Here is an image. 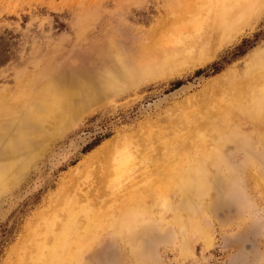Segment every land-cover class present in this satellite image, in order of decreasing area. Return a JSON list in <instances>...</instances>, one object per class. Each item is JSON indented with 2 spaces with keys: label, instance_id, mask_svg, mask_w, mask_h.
<instances>
[{
  "label": "rangeland",
  "instance_id": "1",
  "mask_svg": "<svg viewBox=\"0 0 264 264\" xmlns=\"http://www.w3.org/2000/svg\"><path fill=\"white\" fill-rule=\"evenodd\" d=\"M177 5L186 9L185 0H0V98L16 94L19 103L31 99L30 108L38 110L39 99L35 95L30 98L26 86L33 75L44 76L38 89L61 70H73L74 79L88 68L91 74L130 66L131 56L164 34L158 32L159 26L179 14ZM244 39L251 47L224 63L222 60L228 59ZM110 40L124 53V64L99 61V52L107 50ZM258 49H264V11L252 27L202 66L165 76L145 72L140 62L134 64V74L120 89L116 85L117 89L97 90L82 111L67 118L66 129H54L23 173L0 189V264L22 263L18 258L21 253L20 259L24 257L29 245L30 224L38 213H47L43 208L59 194L58 189L76 194L79 205L85 202L95 206L100 197L99 204L102 198V203L110 204V194L105 195L109 200L100 196L108 192L106 183L98 181L97 168L102 163H85L105 140L131 137L138 152L149 143L160 146L158 138L171 133L174 124L183 126L180 110L211 100L206 97L210 95L207 88L228 69L244 75L247 59ZM213 62L221 64L218 72L212 73L209 68L195 74ZM177 81L181 84L174 87ZM106 134L109 137L83 152ZM263 150L264 146L257 145L253 153ZM251 157L248 149L233 145L229 167L208 165V173L215 179L207 191L209 197L180 205L182 196L177 188L171 200L159 208L160 214L154 216L157 225L137 244L129 238L128 230L106 229L101 243L88 252L89 264H264V163L258 164L254 176ZM87 195L97 198L96 203L88 201ZM176 212L183 217V237L173 220ZM181 245H188V252L180 251Z\"/></svg>",
  "mask_w": 264,
  "mask_h": 264
},
{
  "label": "bare ground",
  "instance_id": "2",
  "mask_svg": "<svg viewBox=\"0 0 264 264\" xmlns=\"http://www.w3.org/2000/svg\"><path fill=\"white\" fill-rule=\"evenodd\" d=\"M185 3L186 9L177 5L175 10L179 14L159 26L158 32L164 34L158 40L130 57V66L91 74L88 68L74 79L73 70H61L38 89L36 86L44 76L33 75L26 80V86L30 98L38 97V110L30 108L31 99L19 103L16 94H8V99L1 96L0 189L23 173L27 162L37 156L54 129H66L67 118L82 111L86 100L96 95L97 90L117 89L116 85L120 89L124 80L134 74V64L141 62L145 72L165 76L202 66L252 27L264 11V0H185ZM112 41L107 50L99 52V61L124 64V53ZM247 60L244 75L228 69L210 82L207 88L210 95L206 97L211 100L180 110L183 126L174 124L171 133L158 138L160 146L149 143L138 152L134 151L131 137L114 136L91 152L85 163L93 160L102 163L99 167L97 164L98 181L106 183L104 189L108 192L105 190L100 196L110 194V204L102 203L104 198L99 204L100 196H96L100 197L97 201L87 195L88 201L92 199L97 204L79 205L76 194L58 189L59 194L43 208L47 213H38L33 218L29 245L18 262L89 264L88 252L101 243L106 229L128 230L129 238L138 243L155 226L154 216L160 214L159 208L171 200L177 188L182 196L180 205L194 198L209 197L207 191L214 186L215 179L209 175L208 165L229 167L233 145L239 144L252 154L251 172L256 176L258 164L264 163V150L253 153L257 145L264 146V49L256 50ZM84 166L86 169L87 165ZM110 196L105 197L109 200ZM173 218L183 237L181 212H176ZM187 246L181 245L180 251L188 252Z\"/></svg>",
  "mask_w": 264,
  "mask_h": 264
},
{
  "label": "trees",
  "instance_id": "3",
  "mask_svg": "<svg viewBox=\"0 0 264 264\" xmlns=\"http://www.w3.org/2000/svg\"><path fill=\"white\" fill-rule=\"evenodd\" d=\"M249 43V41L247 39H244L242 44L240 45H237L233 51H231V55L228 59H223L222 61L224 63H227L229 60H231L232 58L236 57V56H239V55H242L246 49H248L249 47H251L250 44H247ZM221 64L219 62H213L211 65H209L207 68H203V69H198L196 70L195 74L196 75H199L201 73H204L206 72V69H211V72L212 73H216L220 70L221 68ZM181 84V81H177L176 83H174V87H178L179 85ZM109 137V134H106L103 136V138H97L93 143H91L89 146L85 147L83 149V152H88L90 151L92 148H94L96 145H98L103 139Z\"/></svg>",
  "mask_w": 264,
  "mask_h": 264
}]
</instances>
